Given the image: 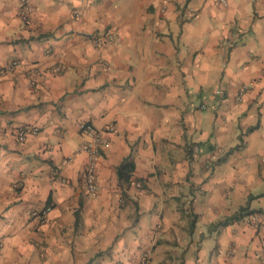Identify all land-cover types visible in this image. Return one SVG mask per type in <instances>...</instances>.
Returning <instances> with one entry per match:
<instances>
[{"label": "crops", "instance_id": "crops-1", "mask_svg": "<svg viewBox=\"0 0 264 264\" xmlns=\"http://www.w3.org/2000/svg\"><path fill=\"white\" fill-rule=\"evenodd\" d=\"M225 2L0 0V264H264V0Z\"/></svg>", "mask_w": 264, "mask_h": 264}, {"label": "built area", "instance_id": "built-area-1", "mask_svg": "<svg viewBox=\"0 0 264 264\" xmlns=\"http://www.w3.org/2000/svg\"><path fill=\"white\" fill-rule=\"evenodd\" d=\"M221 3L226 4L225 0H220ZM162 13H165L166 8L163 7L161 9ZM31 13V8L27 3L21 5L19 10V15L23 23H27L29 21V16ZM81 14L76 11L75 17L79 18ZM94 39L97 46H101L104 43V39L112 40L113 36L110 32L107 33H99L95 35ZM21 66V62L19 60H13L9 62L4 68L0 70V73H13L17 68ZM30 74L32 75V84L36 82L35 77L38 75L36 69L30 70ZM204 109L207 107L206 105L202 106ZM80 130L85 134L86 139L81 146V151L88 155V165L87 169L83 175V182L89 194H94L97 191L96 184V173H95V163L97 159L100 157V154L103 150H106L110 147L109 135L112 134L115 130L114 126H109L105 129H96L92 125L87 123H81L79 125ZM37 128L33 129H21L18 133V138L20 141L25 140V138L30 134L38 133ZM194 151L197 153L199 151L198 147L194 148ZM72 162L71 158H68L64 161L65 165H70ZM139 187H141L139 185ZM51 207L48 206L44 210L41 211H33L31 216L38 221L40 225H44L48 222V214L51 211ZM247 222L251 225H259L261 222V216L258 214L250 215L246 218Z\"/></svg>", "mask_w": 264, "mask_h": 264}, {"label": "trees", "instance_id": "trees-1", "mask_svg": "<svg viewBox=\"0 0 264 264\" xmlns=\"http://www.w3.org/2000/svg\"><path fill=\"white\" fill-rule=\"evenodd\" d=\"M135 170V166L133 162L126 160L123 162L120 167L118 168V175L121 180L129 182L131 175Z\"/></svg>", "mask_w": 264, "mask_h": 264}]
</instances>
